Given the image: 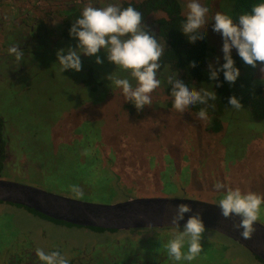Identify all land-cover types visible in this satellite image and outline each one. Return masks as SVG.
<instances>
[{
    "label": "flooded vegetation",
    "instance_id": "flooded-vegetation-1",
    "mask_svg": "<svg viewBox=\"0 0 264 264\" xmlns=\"http://www.w3.org/2000/svg\"><path fill=\"white\" fill-rule=\"evenodd\" d=\"M122 1L124 0H0V87L8 88L10 84L18 85L16 86L18 91L23 92L30 88L31 81L34 77L37 78L40 76V70L45 68L46 74L38 80L37 84H43L40 81H43L44 78L47 79L49 77L50 79L48 70H56L64 79L65 88H68V92L70 94L73 93L74 98H77L78 101L83 98L103 100L110 107L109 114L114 119H117L121 114L142 116L145 111H137L132 103L125 101L121 91L112 92V90L107 89L109 80L105 74V63L97 64L94 56L87 59L85 55L81 54L82 68L79 72L71 69L61 72L59 62L56 60V51L58 49L75 48L77 45V39L69 36V28L75 20L73 13L77 9L81 11L88 3L96 7H103L109 3L120 5ZM233 18L234 21L238 20L235 14ZM144 25L146 26V31H149L150 34L158 38L162 44L164 43L156 33L153 15L146 17ZM15 44H19L18 46L25 53L21 62H18L13 55L8 53L9 47ZM232 56L237 58V52H232ZM85 58L90 61H87ZM221 61L219 62L221 63ZM208 62L209 53L207 62L201 70L200 77H196L198 80L193 78L188 83L186 75L181 69L173 68L167 61L161 64L157 76L161 80L163 88L159 91L154 90L151 93V97L152 102H155L157 99L161 101L160 108L163 106L161 112L163 115H165L163 111L173 106L170 86L166 83L167 75L172 72H178V78L184 81L189 87H195L197 89L200 87H208L211 89L212 85L208 84H214L215 82L211 81L212 83H209V78L207 76L204 77ZM235 63L237 67L241 68L242 66L240 65L242 64L244 70H248L249 66L247 65L246 68V64L243 61L240 64ZM100 65L103 66V71L101 69L99 70L98 67ZM122 71L126 77L127 75L130 77L128 71L123 69ZM221 78L223 79L221 86L225 90L223 91L220 86L215 88L217 98L215 101L210 102L215 107H210L208 110V114L211 117L207 125L209 133L217 130L221 131V118L223 117L225 120V116H221L224 114L222 111L225 110L228 97L231 94L229 83L224 81L223 72L219 74V80ZM243 78L246 77L242 75L237 79L241 80ZM259 78L257 79L259 80ZM261 81H264V79ZM249 91L250 89H248ZM219 92L222 93L221 97H219ZM248 92L245 95L246 102ZM117 98L120 101L118 105L115 101ZM114 104L117 107L113 111ZM219 105L224 106L223 109L219 110L222 107H219ZM144 107L150 109L149 106V108L147 106ZM156 107V105L152 104V108ZM199 108L200 105H196L188 111L190 113ZM176 114L180 115V113ZM173 115L165 116L171 120L174 117ZM0 118L3 122V140L0 148V179L32 186L30 184L31 182L39 183L42 181L41 176L43 173H59V166H62L67 178L63 181H66L68 185L63 186V182L60 183L63 192L59 194L50 191L47 192L67 196L75 200L111 204L130 198L169 197L160 195L158 192L159 177L166 168L170 169V174H178L181 167L185 173L187 172L186 183L183 186L177 187L180 193L184 195L190 193L197 196L206 194L209 197H216L217 202L188 198L184 195L172 197L194 199L219 205V198L223 197L224 192L228 188L239 187L237 185H241L243 182L238 181L236 177L231 180L230 177L225 175L221 167V161L219 159L216 160L214 155L208 152V148L205 149L203 147L204 139H201V137L192 139L195 143V148L191 151L192 154H179L181 151L178 149L177 153L176 148H172L176 154L168 153L164 156L154 155L148 157L139 154L107 155L103 154L102 150H100L101 153L99 154H66L59 156L58 159L53 158L50 161H41L35 159L34 156L28 153L30 144L27 146L21 143L19 130L10 126L1 115ZM200 132L203 133L202 130ZM58 140L52 139L53 144L51 142L49 144L50 148L54 149V151L63 150V146ZM76 146L79 149V146ZM71 150L73 149L71 148ZM4 177L10 178L6 179ZM252 177L247 183L248 189L264 195V172L256 173ZM167 179L169 181L171 180V178ZM97 180L105 183L110 193L109 198H106L107 196L99 198L100 195H95ZM218 182L222 183L224 188L217 190L215 185ZM73 185L80 189L82 195H77L71 190V186ZM252 186L254 187L253 189H251ZM32 187L41 189L37 186ZM241 190L243 191V189ZM2 203L13 204L9 202ZM13 205L22 208L34 220L40 218L45 220V222L47 221L48 226L45 227L42 225L36 227L33 229L35 234L26 225V228L20 227L19 230L14 229L15 233L11 240L0 241V264H43L35 255L37 248L44 249L46 252L59 251L68 258L69 264H163L164 260L167 259L166 257H168L167 255L165 256L164 253L155 254L154 256L156 257L154 259L156 262H152L151 255L154 253H143V250H139V247L131 249L130 242L140 243L145 238L160 237L164 234H168L167 237L173 238L176 231V226L109 229L75 225L52 219L42 214L39 215V212V214H36L30 208L22 205ZM259 223L264 225V222ZM50 225L56 227L55 231L50 232ZM60 228L66 230L83 228L85 231H89L91 238L89 240H82L81 242H74L71 238L72 236H67L64 233L58 235V231L61 230ZM205 229L224 236L212 229ZM179 230L183 231V226H179ZM233 242L236 243L235 241ZM207 243L209 242L202 237V246L206 247L208 245ZM124 250L130 251L124 252Z\"/></svg>",
    "mask_w": 264,
    "mask_h": 264
},
{
    "label": "rangeland",
    "instance_id": "rangeland-1",
    "mask_svg": "<svg viewBox=\"0 0 264 264\" xmlns=\"http://www.w3.org/2000/svg\"><path fill=\"white\" fill-rule=\"evenodd\" d=\"M200 2L210 9L206 18L209 23L204 38L210 50L209 62L215 63L216 57H220V60L223 58L221 51L222 39L219 33L212 30L211 18L216 12L231 15L230 8L225 0H200ZM179 3L182 11L186 13L187 0H179ZM232 52H236V50L233 49ZM97 54L103 61L102 63L106 64L105 74L107 76L112 72L113 75L120 78H129L135 86V80L128 75L126 77L119 66L109 62L107 54L103 50ZM85 57L89 59L91 56ZM235 61L239 64L242 63L239 56L235 58ZM240 66L242 67H238L240 69L239 76L243 75L247 79H237L234 84L228 85L231 90L230 95L237 96L243 108L236 110L231 108L229 103H226L225 110L222 111L224 114L221 115L225 116V120L223 117L221 118L222 129L212 133L207 130L208 123L196 117L199 109L191 111V114L187 111L185 114L179 115L176 114L178 112L173 109V106L169 107L163 113L167 116L174 114V117L170 120L161 113L163 106L160 108L161 101L159 99L152 102L153 105L157 106L156 108H152V105L149 106L150 109L143 107L141 111L145 112L142 116L121 114L117 119L111 118L109 114L110 107L105 101L90 98H83L80 101L77 98L75 99L73 93L70 94L69 89L65 88L64 79L56 70H48L50 79L49 77L44 78L43 81H40L43 84H37L38 80L46 74L45 68L40 70L39 77L32 79L31 86L26 91H18V88H16L18 85L13 84L8 85V88L0 87V115L10 126L19 130V139L22 144L27 146L30 144L28 153L41 161L58 159L59 156L66 154H99L101 153L100 150L107 155L139 154L148 157L154 155L164 156L168 153L176 154L172 149L176 148L177 153L178 149L181 151L179 154H192L191 151L195 148L192 139L201 137V139H204L203 147L208 148V152L214 155L216 160L221 161V167L225 175L230 177L231 180L236 177L238 181H243L241 185L238 184L237 186L247 192L250 191L247 183L253 178L252 176L264 172V120L253 121L249 117L245 95L248 89H256L264 84V81H261L264 79V70L261 74L260 65L255 69L249 66L248 70H244L242 64ZM98 68L103 71L102 65ZM247 71L249 72L247 73ZM206 76L209 78L208 67L205 69L204 77ZM258 77H260L259 80ZM222 80L221 78V83ZM209 83L212 82L209 81ZM220 87L223 91L225 90L224 87ZM162 88L163 85H160L155 90L159 91ZM107 89L112 90V92L121 91L111 81H109ZM115 101L117 105L120 104L118 98ZM116 104L113 105V111L117 107ZM221 106L219 105V107ZM168 112L170 113L167 114ZM52 139H59L58 141L63 146V150L54 151V149H51L49 144L50 142L53 144ZM211 144L213 145L211 146ZM76 145L79 146V149ZM169 170V168H166L160 174L159 194L169 197L184 195L179 192L177 187L186 183L187 172L185 173L182 167L178 174H170ZM4 178L9 179L10 177ZM167 178H171V180L169 181ZM65 179L67 178L64 168L59 166V173H43L41 182H31L30 184L59 194L63 192L60 183L63 182V186L68 185L66 181H63ZM96 184L95 195H100L99 198H104V196L109 198L110 193L105 183L97 180ZM253 188L252 186L251 189ZM184 196L217 202L216 197H209L206 194L197 196L187 193ZM257 221L264 222V205L261 207ZM46 222L40 218L34 220L29 213L23 211L19 206L0 202V241L11 240L15 233L14 229L19 230L20 227L26 228L27 226L35 234L33 229L42 225L47 227ZM50 227V232L55 231V226L50 225ZM60 229L58 235L64 233L67 236H72L74 242L91 238L89 231H85L83 228ZM167 235L145 238L140 243L130 242V248L139 247V250H143V253H154L151 255L152 262H156L154 259L155 254L164 253L168 257H166L167 259L164 260L163 264H262L239 244L210 230H205L203 234L204 239L209 243L206 247H202L200 255L192 261H175L167 253L166 245L172 239ZM126 248L128 249V247ZM183 250H187V245ZM128 251L130 250H124V252Z\"/></svg>",
    "mask_w": 264,
    "mask_h": 264
},
{
    "label": "clouds",
    "instance_id": "clouds-1",
    "mask_svg": "<svg viewBox=\"0 0 264 264\" xmlns=\"http://www.w3.org/2000/svg\"><path fill=\"white\" fill-rule=\"evenodd\" d=\"M186 9L180 31L189 43H195L206 36L209 23L206 18L210 9L200 0H187ZM211 21L212 30L221 36L223 53V63L219 62L220 57H216L215 63L210 61L207 65L209 80L215 82L208 84L212 85L211 89L189 87L178 78V72H172L166 77L173 97V108L183 115L191 107L200 105L196 117L205 123L211 120L209 108L215 107L210 102L217 98L215 88L221 86L219 74L223 72L224 81L230 85L240 75V69L232 56L233 49L246 65L255 69L259 63L261 74L264 70V2L253 5L251 11L239 15L237 21L223 12H216ZM145 29L143 14L132 5L121 7L119 4L109 3L96 7L88 3L69 28V36L77 39L76 47L60 48L56 51L60 71L71 69L79 72L82 68L81 54L95 56V62L100 64L103 61L97 53L103 50L109 62L128 71L130 77L136 81L134 86L129 78H120L112 72L108 74L107 79L121 90L125 101L132 103L137 111L144 106H151V93L161 85L157 73L161 67L160 59L164 54L165 44ZM18 45L9 47L8 53L21 62L25 53ZM196 63L192 61L190 66L195 67ZM228 103L233 109L243 108L240 99L235 95L228 97ZM215 188L219 190L224 185L218 182ZM71 190L82 195L75 185L71 186ZM262 205L264 195L253 191L245 192L239 187L228 188L219 201L224 218L240 217L239 223H234L233 227L242 229L240 234L245 239H251L256 231L255 222L259 219ZM192 212L188 204L180 203L175 206L174 215L171 217L176 231L168 241L166 249L169 257L175 261H192L202 253L201 239L206 229L201 213L196 211L190 215L184 223L183 231L179 230V221L184 219L185 213ZM186 245L187 250L184 251ZM35 255L43 264H69L68 258L59 251L46 252L37 248Z\"/></svg>",
    "mask_w": 264,
    "mask_h": 264
},
{
    "label": "water",
    "instance_id": "water-1",
    "mask_svg": "<svg viewBox=\"0 0 264 264\" xmlns=\"http://www.w3.org/2000/svg\"><path fill=\"white\" fill-rule=\"evenodd\" d=\"M0 201L22 205L70 224L109 229L175 226L171 222L175 206L186 203L193 212L185 213L179 226H184L188 217L199 211L205 228L230 238L264 262V225L256 221V231L251 239H245L240 234L242 229L233 227L234 223H239V216L224 218L219 205L204 201L180 197H152L99 204L75 200L3 179H0Z\"/></svg>",
    "mask_w": 264,
    "mask_h": 264
},
{
    "label": "trees",
    "instance_id": "trees-1",
    "mask_svg": "<svg viewBox=\"0 0 264 264\" xmlns=\"http://www.w3.org/2000/svg\"><path fill=\"white\" fill-rule=\"evenodd\" d=\"M261 2H264V0H225L230 8L231 16L235 14L237 17L245 12H250L253 5ZM128 5H132L140 11L143 14V20L149 15L154 16L156 33L165 44V51L160 59V64L167 61L173 68L181 69L186 75L187 83L193 78L198 80L196 77H200L210 50L205 38L195 43H189L180 31L185 14L182 12L179 0H124L120 3L121 7H127ZM81 12L82 10L77 9L73 13L75 20L80 17ZM233 58L235 60V57ZM192 61L197 62L195 67L190 66ZM221 63H223V59ZM218 94L221 97L222 93L219 92ZM246 103L249 117L253 121L264 120V84L248 92ZM2 126L3 122L0 118V148L3 140ZM31 211L39 214L32 209ZM255 258L260 261L257 257ZM260 262L264 264V262Z\"/></svg>",
    "mask_w": 264,
    "mask_h": 264
}]
</instances>
